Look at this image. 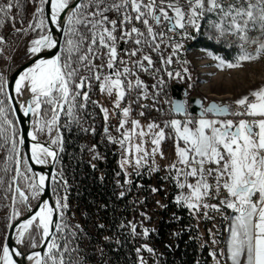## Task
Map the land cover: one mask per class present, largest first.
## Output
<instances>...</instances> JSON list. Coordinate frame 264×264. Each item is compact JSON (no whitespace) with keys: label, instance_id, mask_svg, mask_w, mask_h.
<instances>
[{"label":"snow or ice","instance_id":"1","mask_svg":"<svg viewBox=\"0 0 264 264\" xmlns=\"http://www.w3.org/2000/svg\"><path fill=\"white\" fill-rule=\"evenodd\" d=\"M45 5H50L51 24L63 33V48L58 47V40L53 38L52 29L48 27ZM17 6L18 0H7L0 5V14L7 16ZM36 14V22L29 27L33 31L39 30L38 38L31 41L28 49L36 59L15 80L14 91L17 96L31 94L27 105L22 104L20 108L24 116L31 114L37 118L38 131L47 127L50 132L61 112L75 119L74 110L85 106L77 100L88 101V92L83 89L91 88L93 80L98 82L101 93L109 96L115 93L114 105L120 109L128 93L143 87L121 53L136 57L144 48L156 51L166 31L177 33L180 30V35L188 36L189 28L199 32L201 21H209L216 34L214 39L231 35L240 41L239 54L234 63H227L228 68L242 67L244 62L264 57V0H39ZM62 14L66 19L62 20ZM2 40L0 37V42ZM122 43H133L136 47L126 51L120 48ZM253 45L256 47L249 51ZM172 47L175 54L182 45L176 43ZM53 49L58 51L51 58H41ZM213 58L219 59L218 67L225 66L223 59ZM97 60L99 64L95 63ZM144 62L151 66V56L144 54L133 65L147 71ZM166 62L171 63V57ZM81 67L91 75L79 76ZM103 69L110 71L102 74ZM8 87V83L0 78V97H3L0 98V148L10 145L7 161L15 165L14 168L6 166L4 172H14L8 184L9 190L15 185L13 203H17L18 197L19 203L29 206L30 200L38 199L44 193L48 177L34 172L29 157L21 154L25 141L17 131V122L9 118L16 108ZM171 104L175 113L185 116L184 120L171 119L164 128L150 123L147 132L140 129L139 121L133 120L132 128L122 134L121 147L129 154L133 147L135 153H142L134 161L139 166L149 153L142 143L131 144L134 135L143 138L152 134V156L159 151L162 141L172 138L177 161L170 169L175 171L176 186L181 190L188 189V194L181 192L176 197V203H183L194 211L200 207L218 212L232 210L226 246L228 260L231 264H264V87L233 101L234 108L216 103L208 107L201 105L203 110L198 119L187 118L186 102L176 100ZM101 110L107 120L108 110ZM130 110L129 107L121 110L124 118L129 116ZM42 112L51 118L42 120ZM208 114L217 118L210 119ZM126 123L127 119H122L120 128ZM154 129L159 131L154 132ZM28 135L32 141L37 140L35 131ZM59 143V137L51 140V144ZM49 158L55 161L57 152L41 143L31 145L33 163L46 165ZM127 163L130 160L126 158L121 166ZM189 178H194L195 183H188ZM209 179L214 184L209 183ZM52 180L57 182V177L53 176ZM2 183L4 181L0 179ZM221 193L224 195L218 205L202 204L205 198L213 194L219 197ZM37 207L38 211L19 225L16 239L17 244H24L27 238L29 243L25 247H31L33 251L10 250L5 243L0 246V264H18L14 257L27 264H75L70 256L74 251L71 241L64 235L68 227L63 219L68 208L67 197L57 196L54 205L43 201ZM54 216H59L60 221H55ZM148 234L145 229L143 235L147 237ZM37 248H43V253L34 250ZM147 251L153 249L147 248ZM212 255L215 258L216 254Z\"/></svg>","mask_w":264,"mask_h":264},{"label":"trees","instance_id":"2","mask_svg":"<svg viewBox=\"0 0 264 264\" xmlns=\"http://www.w3.org/2000/svg\"><path fill=\"white\" fill-rule=\"evenodd\" d=\"M38 1L18 0V6L7 16L0 14V37L3 38L0 54L4 58H9L26 32ZM6 2L0 0V5ZM201 24V30L193 33L190 48L208 50L225 62L234 63L239 50L229 48L224 38L214 39L216 34L211 30L209 21H201ZM154 57L157 59L156 55ZM91 84V88L83 89L88 92V101L82 98L77 100L78 104L84 103L85 106L74 110L75 119L68 117L65 112L60 113L58 130L61 143L57 149L53 174L57 182L51 181L54 202L57 196L67 197L68 208L63 219L68 226L64 235L70 239L74 249L70 254L71 261H75V264H138L142 246L149 245L157 253L153 257L149 254L150 264H210L209 246L201 243L202 236L196 226L195 216L174 199L178 192L174 180L170 179L166 205L159 212L155 210L151 198L153 186L157 185L160 193V186L164 183L158 173L151 177L141 171L134 177L132 175L131 179L129 174H125L120 164L121 158L116 152L118 147H122L112 140L110 126L105 122L104 112L98 102V82L93 80ZM195 90L193 88L189 93L199 95ZM47 117L44 112L41 113V119ZM9 118L16 121L12 113ZM16 127L20 134L17 123ZM165 131L168 132V129L165 128ZM103 134L106 136L103 137ZM9 147L5 145L0 148V179L4 181L0 184V246L15 207L12 200L15 185L12 190L8 189L14 172H4L6 166L15 167L7 161ZM139 197L143 198L142 202L138 201ZM224 215L225 219L231 212ZM135 218L140 219L144 230L148 229L147 237L138 224L132 225ZM226 220L222 218L217 226V255L225 241Z\"/></svg>","mask_w":264,"mask_h":264},{"label":"rangeland","instance_id":"3","mask_svg":"<svg viewBox=\"0 0 264 264\" xmlns=\"http://www.w3.org/2000/svg\"><path fill=\"white\" fill-rule=\"evenodd\" d=\"M37 7H39V1L37 3L36 8ZM36 8L34 10V14L29 25H32L36 22L35 20L37 15ZM38 33L39 30L33 31L28 26L26 32L22 35L15 48L11 51L9 58H4L0 54V78H2L5 82L8 74H10L27 58L32 56L29 53L28 49L31 47V41L35 38H38ZM192 36L193 34L190 36L191 38L190 40L189 38L187 39V45H191ZM134 47L136 46L134 45ZM167 49H168V43L163 44L156 51H152L151 49L144 48L141 53H138L135 59L136 60L141 59L144 54L150 55L153 61L152 68L154 69V72L161 74L162 73L161 67L162 64L165 63V61L161 58L160 50H167ZM185 50L179 56L180 57L183 56L184 58L183 66L186 68L188 74V79H187L188 90L190 92L193 90V88L196 89L195 93L202 96L206 102L214 100L219 104H223V103L227 104V102L230 101L233 103V101H235L238 98H241L246 94H249L251 91L257 90L260 87H264V57L256 61L244 62L242 67L228 68L226 66L227 62H225V66L218 67L219 59H214L213 57L216 56H214L208 50L198 49L194 47L190 48L189 50L186 51ZM155 55L157 56L156 57L157 59H154ZM172 59H174V57H172ZM144 64L147 65V62H144ZM102 74H107V73L102 72ZM81 76L88 77L90 76V72L82 67ZM137 77L139 78V75H137ZM147 84L149 85L150 82L148 81ZM140 90L141 89H138L137 92L138 95H140ZM114 101H115V93H113L112 96H109L106 93L100 92V98L98 102L102 107V109L109 110L111 107H114L115 106ZM50 118L51 116L48 115V117L44 120ZM187 118L194 119V117H191L190 115H188ZM36 119H37L36 117L31 116V122H32L31 132L33 131L36 132L38 141L49 142L51 144L52 139L59 137L61 143V135L58 130V122L55 126L52 127V130L50 132L47 127H45L43 131H38L35 125ZM178 119L184 120L185 117ZM150 123L158 124L160 125L161 128L165 127V124L159 123L157 120L155 121L144 120V121H139L140 129H143L145 132H147L148 131L147 126ZM131 128H132V123L131 124L128 123L127 131L130 130ZM109 129L111 131L112 136H114L113 133L117 135L119 141L123 138V136L120 135L117 131V125L110 126ZM140 129H137V132H139ZM153 131L154 132L159 131V129H154ZM152 138H153L152 134H148L143 138H141L139 135H134L130 141L131 144L134 146L136 144L142 143L143 148L149 153V156L146 157V159L141 162V165L139 166L135 165L134 161L136 156L142 155V153L141 154L135 153L133 147L132 150L133 158L129 159L130 163L124 164L123 167L122 166L121 167L124 170L125 174H129L130 179L133 178L134 175L140 173L141 171H144L146 176H151V177H154V175L158 173L159 178L163 180L164 183L162 184L160 193L158 192V195L159 194L161 195H159L160 198L157 201L153 199V195H152L153 189H156V191H158L157 185L153 186V188L151 189V196H152L151 198L152 201L154 202V208L156 210V206L159 203L162 202V204H166L169 193L170 179H173L175 181V175H176L175 171L170 169V166L176 163L177 157L175 155V144L172 138H168L162 141L159 146V151L155 154V156H152L151 152L154 147L151 143ZM60 143L55 145L51 144V145L55 148V150H57L60 146ZM124 160L125 159H121L120 162L121 165ZM177 167H181V166L177 164ZM209 180L210 183L214 184V181L212 179ZM21 186L23 187V184ZM186 194H188V191H186ZM223 195L224 194L221 193V195L217 197L215 194H213L212 197H214V201L209 202L208 200L209 197H208L202 201V204L206 203L209 205H218L220 199H223ZM38 199L30 200V205L34 206L37 203ZM203 208L204 207H200V209L196 211V213H194L195 223L197 228L199 229V233L202 236L201 237L202 245L207 244L210 248V253L213 254L217 249L215 231L217 230L219 220H221L222 218L223 220H225L224 214L226 210L222 209L221 211L218 212L213 210L212 208H204V210ZM26 209H27L26 206L24 204L19 203L17 199V203H15V207L11 211L10 225L13 224L18 218L23 216L26 213ZM16 213H19V215H16ZM227 221L228 219L226 220V222ZM135 223L139 225L140 230H144V226L141 225L140 219H136L135 221H132V225H134ZM204 225L205 228H203ZM6 234L2 241L1 246L5 244ZM28 243L29 241L26 238L24 244H19L22 247V250L21 249L20 250L21 251L33 250L31 247H27V248L25 247V245H27ZM147 248L152 249V247L149 245L142 246V253L139 255L138 264H150V261L148 259L149 254H151L152 257L155 254H157L154 250L152 252L147 251ZM216 257L217 255H215V258Z\"/></svg>","mask_w":264,"mask_h":264},{"label":"built area","instance_id":"4","mask_svg":"<svg viewBox=\"0 0 264 264\" xmlns=\"http://www.w3.org/2000/svg\"><path fill=\"white\" fill-rule=\"evenodd\" d=\"M139 26V25H137ZM166 31V30H165ZM188 36L180 35V31L177 33H170L166 31V35L162 43H160V47L163 44L168 43L167 50L161 51V58L165 61L161 67V74L154 72V69L151 66L145 65L147 67V71H144L138 67L133 65V62L136 61L135 57H128L126 54L121 53L123 59L129 62L128 66L132 67L136 72V77L139 75V79L142 81L144 87L140 90V95L137 94L138 90H133L128 93L125 97V100L121 102L120 109H117L115 106L111 107L108 110V119L105 122L109 126L118 125L122 119H127V123H130L133 120L136 121H144V120H157L159 123L166 124V122L171 119H178L174 115L171 114V99H170V86L172 84H183L188 88V74L186 68L183 66L184 58L183 56H179L185 50V46H187V39L195 32L193 29L189 28ZM119 35V33H117ZM258 35V34H254ZM220 39V38H218ZM224 42L226 45L235 46L236 48H240V41L235 36H227L224 38ZM180 43L182 48L178 49L175 54H173L172 45ZM122 49L126 51H131L134 48L133 43L121 44ZM256 47L253 45L248 50L252 51L253 48ZM186 51V50H185ZM171 57V63H167V59ZM174 57V59H172ZM100 61L98 62V64ZM110 70L103 69L101 72L108 73ZM169 73L172 75L170 76ZM178 74V75H177ZM136 77H130V79H135ZM148 81L150 84L148 85ZM227 105H231L233 108L234 104L230 101L227 102ZM124 107H129L130 113L127 118H124L122 115V109ZM143 113V115H141ZM105 118V117H104ZM233 118V117H231ZM235 119V118H233ZM106 134H103L105 137ZM112 140L116 141V137H112ZM119 157L121 159H126L129 157V154L125 151L124 148L118 147L116 149ZM153 199L155 201L159 200L160 196L158 195V191H152ZM209 202L214 201V197L208 198ZM139 202L143 201L142 197L138 198ZM166 204L159 203L156 206V210L162 212L164 210ZM211 264V263H210Z\"/></svg>","mask_w":264,"mask_h":264},{"label":"water","instance_id":"5","mask_svg":"<svg viewBox=\"0 0 264 264\" xmlns=\"http://www.w3.org/2000/svg\"><path fill=\"white\" fill-rule=\"evenodd\" d=\"M45 15L47 17V23H48V27L52 29V34H53V38L58 40V47L61 48L62 46V42H63V33L59 30L56 29V27L54 25H51L49 23V17H50V5H45ZM66 19V17L62 14V20ZM191 47V45H187L185 47L186 50H189ZM121 48V46H120ZM58 49H53L50 52H47L45 54L41 55V58H51L52 54L57 52ZM34 59H36V57H29L27 58L25 61H23L17 68H15L10 74L7 75L6 78V82L8 83L9 87H8V92L10 95H12L13 100H12V104L13 106L16 108V112L14 113L15 119L17 121L18 127H19V131L20 134L23 136L24 138V145L21 146V154L24 156L29 157V163L32 166V161L30 159V155H31V145H32V140L31 137L28 135L29 132H31V127H32V122H31V114H29L28 116H24L23 112L19 106V102H18V98L17 95L15 94L14 91V84H15V80L18 79L19 75L22 74V72L24 70H26L28 67H30L33 64ZM31 99V95H28L26 98V105L28 103V101ZM170 99L171 101H183L186 102V109H187V113L188 115H190L191 117L194 118H199L200 112L203 110V107H208L210 106L212 103H216L218 105L221 106H225L227 105L226 103L224 104H219L216 101L212 100L209 102H206L202 96L200 95H191L189 93L188 88L181 84H172L170 86ZM199 102V103H197ZM202 105V106H201ZM170 111L171 114L174 115L175 117H185L182 114H177L172 110V104L170 107ZM208 116L212 117V118H217L215 117L213 114H208ZM231 118V117H228ZM221 119H224V117H221ZM33 141V142H37ZM41 144L50 147L52 150L57 152V157H58V151L55 150V148L49 143V142H42V141H38ZM57 160V158H56ZM55 161H52L50 168L48 169L46 176L48 177V180L46 181V188L45 191L42 195L44 201H47L48 203L54 205L55 202L53 200V196H52V192H51V181H52V176L54 174V167H55ZM33 168V166H32ZM33 171L35 172V170L33 169ZM37 173V172H36ZM40 202H38L35 205V210L38 209L37 205ZM27 208V206H26ZM31 213L28 212V210L26 209V213L21 216L20 218H18L13 224H11L8 228L7 234H6V238H5V243L10 244L11 238H12V230L13 228H19V225L26 221L28 218H30ZM54 220L58 222L59 217L58 216H54ZM19 250V249H16ZM35 251H41L43 253L44 249L43 248H37L34 249ZM27 252H31L33 250H26ZM15 259H17L18 264H27V261H22L21 262V258L19 257H14Z\"/></svg>","mask_w":264,"mask_h":264},{"label":"crops","instance_id":"6","mask_svg":"<svg viewBox=\"0 0 264 264\" xmlns=\"http://www.w3.org/2000/svg\"><path fill=\"white\" fill-rule=\"evenodd\" d=\"M208 118H210V119H212L210 116H208ZM194 119H198V118H194ZM127 129H128V123H126L125 125H124V127L123 128H120V124H118L117 125V131H118V133L120 134V135H122L125 131H127ZM114 134V137H116V140H117V142L119 141V139L117 138V135L115 134V133H113ZM123 136V135H122ZM125 147H127V143H126V145H125ZM125 149V148H124ZM132 153L133 152H131V154H129V157H128V159H132L133 158V156H132ZM181 181L183 182V177H181ZM188 183H195V179H192V178H190L188 181H187ZM174 183L176 184V180L174 181ZM209 183H210V180H209ZM161 187H162V185L160 186V189H161ZM177 187V186H176ZM178 188V187H177ZM186 191H188V189H183V190H181V189H179L178 188V192L176 193V195H175V197H174V199H175V201H176V197L178 196V195H180L181 194V192H183L184 194H186ZM208 198V197H207ZM183 204V203H182ZM186 207V206H185ZM189 209V208H188ZM191 212H192V214L194 215V213H196V211H194V210H191V209H189ZM203 210H204V208H203ZM226 210V212H231V215L229 216V219H228V221H227V225H226V235H225V241H224V243H223V245H222V247L219 249V251H218V255H217V252L215 251V254L217 255V257L216 258H213V255H212V253H210V248H209V254H210V256H211V264H217V261H219V264H231V262H230V260H228V258H227V241H228V239H229V236H230V233H229V223H230V218H231V216L233 215V213H232V210H230V209H225ZM202 211V210H201ZM200 211V212H201ZM199 212V213H200ZM225 212V213H226ZM215 233H216V236H217V234H218V232H217V230L215 231ZM221 253H224L223 255H221ZM139 263V262H138Z\"/></svg>","mask_w":264,"mask_h":264},{"label":"bare ground","instance_id":"7","mask_svg":"<svg viewBox=\"0 0 264 264\" xmlns=\"http://www.w3.org/2000/svg\"><path fill=\"white\" fill-rule=\"evenodd\" d=\"M49 23L51 24V20H50V17H49ZM52 25V24H51ZM53 35V34H52ZM229 48H234V49H236L237 51L239 50V48H236L235 46H229V45H227ZM19 78V77H18ZM28 95H31L30 93H25V94H23V95H20V96H17V98H18V102H19V106L20 105H26V98H27V96ZM212 118V117H211ZM33 143H35V142H33L32 141V144ZM36 143H40V142H36ZM51 163H52V160H51V158H49V163L48 164H46V165H37V164H35V163H33L32 162V166H33V169L35 170V172H37V173H39V174H43V175H46V173H47V171H48V169L50 168V166H51ZM43 195V194H42ZM42 195L39 197V199H38V201H37V203L38 202H43L44 201V199H43V197H42ZM36 203V204H37ZM39 203V204H40ZM35 204V205H36ZM35 205L34 206H31V205H29V206H27V210H28V212L29 213H31V215H33L36 211H38V209H34L35 208ZM29 207L31 208V211L29 210ZM17 235H18V228L16 227V228H13V230H12V238H11V243L10 244H8L9 245V247H10V250H16V249H21L22 250V247L19 245V244H17L16 243V239H17ZM20 250V251H21Z\"/></svg>","mask_w":264,"mask_h":264},{"label":"flooded vegetation","instance_id":"8","mask_svg":"<svg viewBox=\"0 0 264 264\" xmlns=\"http://www.w3.org/2000/svg\"><path fill=\"white\" fill-rule=\"evenodd\" d=\"M235 119H239V118H235Z\"/></svg>","mask_w":264,"mask_h":264}]
</instances>
